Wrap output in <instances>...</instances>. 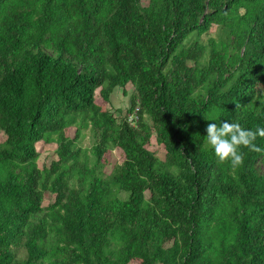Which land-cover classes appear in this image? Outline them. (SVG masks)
Masks as SVG:
<instances>
[{"label":"trees","instance_id":"1","mask_svg":"<svg viewBox=\"0 0 264 264\" xmlns=\"http://www.w3.org/2000/svg\"><path fill=\"white\" fill-rule=\"evenodd\" d=\"M205 116L264 126V0H0V264H264V137Z\"/></svg>","mask_w":264,"mask_h":264},{"label":"clouds","instance_id":"2","mask_svg":"<svg viewBox=\"0 0 264 264\" xmlns=\"http://www.w3.org/2000/svg\"><path fill=\"white\" fill-rule=\"evenodd\" d=\"M205 118L211 121L206 126V142L220 161H227L237 167L243 162L242 148L261 150L256 140L258 137H264V126L250 128L236 120Z\"/></svg>","mask_w":264,"mask_h":264},{"label":"rangeland","instance_id":"3","mask_svg":"<svg viewBox=\"0 0 264 264\" xmlns=\"http://www.w3.org/2000/svg\"><path fill=\"white\" fill-rule=\"evenodd\" d=\"M216 29H212L211 32L208 35L202 36V41L207 42L209 37H215L217 32ZM132 86H128L127 89V95L124 94L122 88L116 89L115 93L111 97V103L107 104V108L111 110L112 113L115 114L116 117H128V110L130 108V96L132 93ZM99 98V96H98ZM5 137L3 134L0 135V140L4 141ZM81 145L85 148H90L92 146V138L91 134L88 130H85V138H83ZM56 144H45L43 142H40L37 144V149L40 153V158L38 160V165L40 168L44 166H49L52 160L56 159ZM147 148L155 153V155L160 158L161 160L165 159L166 151L163 145H160L155 135L152 136L149 144L147 145ZM122 157V153L117 150L113 153V157L109 158V166L107 167L106 171L107 173H110L113 169L112 166L114 163V160L120 161V158ZM55 200V197L51 194H47L43 206H48L49 204L53 203Z\"/></svg>","mask_w":264,"mask_h":264},{"label":"built area","instance_id":"4","mask_svg":"<svg viewBox=\"0 0 264 264\" xmlns=\"http://www.w3.org/2000/svg\"><path fill=\"white\" fill-rule=\"evenodd\" d=\"M139 111H140V107L136 106L134 111L130 115H128L127 121L129 123H131L132 125H135L136 122L138 121V119H139V116H138Z\"/></svg>","mask_w":264,"mask_h":264}]
</instances>
